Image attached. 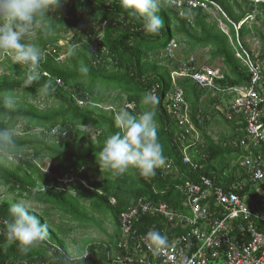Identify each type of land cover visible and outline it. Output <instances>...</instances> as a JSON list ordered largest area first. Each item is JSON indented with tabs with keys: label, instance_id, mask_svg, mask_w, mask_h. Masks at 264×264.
I'll use <instances>...</instances> for the list:
<instances>
[{
	"label": "trees",
	"instance_id": "obj_1",
	"mask_svg": "<svg viewBox=\"0 0 264 264\" xmlns=\"http://www.w3.org/2000/svg\"><path fill=\"white\" fill-rule=\"evenodd\" d=\"M211 1L220 9L216 16L202 8L188 9L185 3L177 5L171 0H159L158 14L164 26L155 35L147 34L142 28V19L121 8L120 0H61L56 9L52 6L45 15L38 17V23L32 30L35 32L34 37H27L24 42L37 44L44 53L39 70L41 79L25 88L23 80L27 66L9 61L5 68L7 73H0V92H21L30 97H43L49 99L52 105L40 109L32 103L18 104L10 116L0 118V127H13L19 119L25 122L20 133L15 135L22 152L18 162L0 156V183L18 197L24 196L30 201L51 205L77 221L88 222L99 228L100 221L94 213L104 218L109 215L113 227L112 233L107 234V241L114 242L120 238L118 215L131 199L140 196L159 197L153 194L154 189L158 193L165 189L160 197L177 206L180 197L174 184L187 177L193 180L199 174L220 172L229 166L225 158L230 160L233 152H236L237 158L248 155L240 150V136L236 133L231 136V139H236L235 147L213 141L206 134L209 120L205 119L198 126L205 140L198 142L199 152L207 154L202 162L205 167L199 172L189 171L181 163V152L174 141L176 120L167 113L164 103L165 95L172 85V68L177 65L163 51L172 39L179 46L177 50L182 55V61L201 50H207L208 64L219 60L224 73L223 80L218 81L222 88L246 85L250 81V74L235 58V49L229 40V37L234 40L233 24L237 25L239 39L248 50L244 38L257 36L261 42L260 51L264 54L263 16L257 15L252 25H248L249 16L255 8L253 1ZM256 8L261 11L263 5L258 3ZM219 21L227 28L228 35L219 27ZM256 22L262 27H257ZM85 25L89 30L86 41H82L81 36L75 33L66 47H73L75 54L60 62L58 54L48 48L60 50L56 43L62 33L74 28L81 29ZM96 26L101 28L102 36L92 39ZM49 30L51 35L46 36L45 32ZM102 48L105 53L100 52ZM81 63L89 68L87 74L79 72ZM48 80L53 82L55 91L46 96L41 95L37 89ZM175 82L182 88L183 96L192 110V118L201 108L199 103L203 95L210 102L217 100L188 77L178 78ZM152 88H155L159 98L155 106L159 141L167 160H171L178 169L177 177L182 176V179H174L172 174L163 179L161 167L149 177L141 175L135 168H130L124 174H114L102 167L100 170L95 154L100 151L108 135L119 131L115 126L114 106L107 110L101 105L107 101L106 90H119L110 102H114L117 97L120 100L125 98L127 104H134L133 109L127 107L126 110L135 116L150 108L141 103V98ZM261 92L264 95V85ZM220 95L219 92L216 96ZM82 126L94 127L98 133L91 138L88 132L80 129ZM55 127H58V131L50 134ZM35 128L41 131L34 132ZM45 158L53 162L49 167V175H45L37 166V162ZM89 170L93 176L97 175L101 179L90 178ZM62 179H69V182L59 183ZM111 198H114V204L110 203ZM263 206L264 201L259 209L263 210ZM9 207V203L0 202V264H65L66 254L69 255L65 239L49 226L47 240L38 242L27 252L6 239L4 229L11 219ZM31 213L46 224L41 214ZM157 219L145 216L139 222L138 229L154 226L166 235L181 232L172 224L161 226ZM105 242L94 240L82 247L89 251L82 264H109L100 252Z\"/></svg>",
	"mask_w": 264,
	"mask_h": 264
},
{
	"label": "built area",
	"instance_id": "obj_2",
	"mask_svg": "<svg viewBox=\"0 0 264 264\" xmlns=\"http://www.w3.org/2000/svg\"><path fill=\"white\" fill-rule=\"evenodd\" d=\"M252 1L255 8L251 19L258 14L264 17V0ZM171 2L180 5L184 1ZM184 3L188 9L207 6L209 9L213 5L220 10L211 0H186ZM258 3L263 5L260 12L256 8ZM233 27L234 40L232 37L229 40L235 56L250 74L249 83L242 87L222 88L218 81L223 75L219 71L196 68L191 65L194 59L189 58L171 72L172 85L164 103L167 113L176 120L174 141L181 152V163L189 171L202 169V164L195 160V156L203 159L198 150V142L201 143L198 126L209 118V114L197 112L192 118L182 88L175 82L181 77L190 78L201 88L229 95L227 105L220 109L222 115L228 121L238 118L243 123L244 136L240 145L244 149H254L256 153L235 164L230 178L225 172L221 176L199 174L196 179L187 177L174 184L180 197L177 206L156 197L131 199L118 215L120 238L113 244L102 243L100 248L109 264H264V212L259 209L264 201V95L259 90L264 83V56L252 57L239 39L237 25L233 24ZM176 47L174 41L166 45L164 51L169 58H174ZM100 52L105 53L104 48ZM152 91L157 95L155 88ZM161 172L164 179L166 175L177 174L178 169L167 160ZM164 192L165 189L159 193L154 189L153 194L162 196ZM145 216L158 218L161 226L175 225L181 232L167 235L169 247L153 251L148 247L145 235L156 230L155 227L138 229Z\"/></svg>",
	"mask_w": 264,
	"mask_h": 264
},
{
	"label": "clouds",
	"instance_id": "obj_3",
	"mask_svg": "<svg viewBox=\"0 0 264 264\" xmlns=\"http://www.w3.org/2000/svg\"><path fill=\"white\" fill-rule=\"evenodd\" d=\"M60 2L61 0H0V50L6 51L16 62L27 66L23 80L25 88L41 79L39 70L44 53L37 44L24 41L31 35L34 25L38 23V17L45 15L52 6L56 9ZM120 6L142 19V28L147 34H158L164 26L158 14L159 0H120ZM45 35H51V31H46ZM74 54L75 49L69 47L66 55L71 57ZM79 72L87 74L89 68L81 63ZM37 91L45 96L53 93V82L48 80L42 83ZM158 102L155 92L148 91L141 98L143 105L150 106L148 110L138 116L132 115L126 109L116 113L115 126L119 131L108 135L100 151L95 154L99 168L114 174H124L130 168H135L141 175L149 177L155 175L157 168L166 164L167 157L159 141L155 119V106ZM17 106L18 100L11 91L0 92V118L10 116ZM0 156L17 162L22 156L15 132L10 126L0 127ZM8 212L11 219L4 229L8 241L27 252L38 242L47 240L48 225L32 214L24 203L14 201ZM145 240L153 251L169 247L168 236L154 229L146 233ZM87 255V249L82 253L66 254L65 264H82Z\"/></svg>",
	"mask_w": 264,
	"mask_h": 264
},
{
	"label": "rangeland",
	"instance_id": "obj_4",
	"mask_svg": "<svg viewBox=\"0 0 264 264\" xmlns=\"http://www.w3.org/2000/svg\"><path fill=\"white\" fill-rule=\"evenodd\" d=\"M207 7L203 8L206 11H209V13L212 16H216L219 13V10L212 5L211 8L207 9ZM195 9V8H194ZM181 14V12H179ZM260 17V16H259ZM253 21L249 20L248 25H252ZM257 27L261 28V24L259 22H256L255 24ZM219 27L223 28L224 30H227V28L219 21ZM228 31V30H227ZM89 32L87 25L83 26L81 29L74 28L73 30H66V32L62 33L60 36L61 38L56 43V46L60 47V50H56L53 48H48V50L52 51L53 53L58 54V60L60 62H64L68 56L66 55V47L69 45V39L77 33L81 36L82 41H86L87 36L86 34ZM35 35V32L32 31L31 35L28 37V39L31 37L33 38ZM102 36V30L100 27L96 26L94 27V33L92 34V39L100 38ZM244 42L247 44L249 49L253 53H257L259 51V46L261 44L260 40L257 36L250 37L247 36L244 38ZM178 49V45L176 47V50L174 51V54L176 55V59L179 60L182 58V55L180 52L176 51ZM207 50H201L196 52L195 54L191 55L192 58H194L196 63V68H203L205 66H208L209 68H213V70L216 69V71H221L223 69L222 64L219 60H213L212 63L208 64L209 56L206 52ZM163 52V51H162ZM166 54V52L164 51ZM9 59H12L14 62H16L13 57L7 53L6 51L0 50V73H7L6 71V61ZM116 93H119V90L115 89H108L106 90L105 94H107V101L103 102L101 105L107 109H112V106H114L115 114L119 112L122 109H126L127 107L133 109L134 104H127L125 98H122L120 100L119 97L116 98L114 102H110L111 99L115 98ZM18 100V104H24V103H32L39 107L40 109H45L52 105V102L49 99H45L43 97H30L29 95H24L21 92L14 94ZM229 100L226 98H222V105H226ZM112 103L113 105H111ZM201 105V109L203 111L207 112L209 114V125L206 129V134L215 142L222 143V144H229L235 142L236 139H231L232 136V125L229 122H226L222 116L221 110H218L216 106H218V103L210 104L207 97L203 95L201 97V101L199 103ZM145 111V110H144ZM142 112H140L141 114ZM138 114V113H137ZM135 116H138V115ZM25 122L23 120H18L15 122V125L12 127L15 135L20 133L21 129L25 126ZM10 125V124H9ZM80 129L86 131L89 133V136L91 138H94L95 134L98 133L95 131L94 127L90 126H82ZM34 132L41 131L40 128H35L33 130ZM58 131V127H55L50 131V134H55ZM199 139L202 140L201 134L199 136ZM53 162H51L49 159L45 158L42 161L37 162V166L40 168L41 171L44 172L45 175H49V167ZM102 170V168H99ZM88 175L90 178L94 179H101L99 176L94 175L91 170L88 171ZM69 179H62L59 180V183H68ZM86 187H88L86 184H84ZM7 202L10 205L14 201H19L24 203L29 211L34 212L36 214H41L43 219L45 220V223L54 230L59 237H62L65 239V242L67 244L66 250L69 253V255H72L77 252H83V248L86 244L90 243L94 240H100V241H107V234L112 233V217L109 215L104 218L101 216V214L94 213L96 215V219L100 221L101 228H99L96 225L90 224L88 222H80L72 218L69 214H65L61 212L60 210L56 209L55 207H52L51 205L46 204H40L33 201H30L23 197H18L15 192H10L7 187L0 183V202ZM88 210V208H87ZM104 229V230H103ZM58 230V232H57ZM85 249V248H84Z\"/></svg>",
	"mask_w": 264,
	"mask_h": 264
},
{
	"label": "crops",
	"instance_id": "obj_5",
	"mask_svg": "<svg viewBox=\"0 0 264 264\" xmlns=\"http://www.w3.org/2000/svg\"><path fill=\"white\" fill-rule=\"evenodd\" d=\"M184 2L186 1V0H183ZM184 2H182L181 4H184ZM180 4V5H181ZM257 7V6H256ZM187 8V7H186ZM262 10V9H261ZM257 11H259L260 12V10L259 9H257ZM259 15V14H258ZM261 15V14H260ZM262 16V15H261ZM264 18V17H263ZM255 19L256 18H252L251 19V16H249V20H251V21H255ZM255 37V36H254ZM170 41H174L176 44H177V42L174 40V39H172V40H170ZM178 45V44H177ZM179 47V46H178ZM245 47V46H244ZM260 48H261V46H259V51L257 52V53H253L251 50H248L246 47H245V49L248 51V53L252 56V57H258V56H264V54H262L261 53V51H260ZM164 51V50H163ZM177 52H178V50L176 51V54H177ZM234 56H235V51H234ZM176 55L174 54V58H170L171 60H173V63H176L177 62V65L178 64H180L181 62H183L181 59H179V60H177L176 58ZM190 58H192V56H190ZM235 58L236 59H238L236 56H235ZM194 59V58H193ZM188 60V59H187ZM239 60V59H238ZM12 62V63H18V62H14L12 59H9L8 61H6V64L8 65V62ZM184 61H186V60H184ZM239 62L241 63V61L239 60ZM172 63V64H173ZM242 64V63H241ZM176 65V66H177ZM191 65H193L194 67H195V65H196V63H195V60L193 61V62H191ZM243 65V64H242ZM176 66L175 67H173L172 69L173 70H175L176 69ZM243 67L246 69V71H247V68L243 65ZM205 68H209L208 66H205ZM209 69H213V68H209ZM172 70V71H173ZM216 70V69H215ZM171 71V72H172ZM219 71V70H218ZM223 76H224V73L222 72V70L221 71H219ZM248 72V71H247ZM249 73V72H248ZM223 80V79H222ZM244 85V84H243ZM243 85H237V86H234V87H242ZM263 85H264V83H263ZM263 85L259 88V90H260V92L262 91V89H263ZM219 86H221V85H219ZM222 87V86H221ZM203 89H205V88H203ZM207 91L206 92H209V94H210V96L213 98H217V100H214L213 99V101L212 102H210L209 101V103L210 104H215V103H218V106H216L217 107V109L218 110H220L221 108H224L226 105H222L221 103H222V98H226V99H228L229 100V95H227V94H222V93H220L221 95L219 96V97H217L216 95H217V93H219V92H217V91H214V90H211V89H206ZM261 94H262V92H261ZM263 95V94H262ZM206 96V95H205ZM207 97V96H206ZM208 99V98H207ZM209 100V99H208ZM189 104V103H188ZM197 112H200V113H202V114H204V113H207V112H205V111H203V109H198V111ZM196 112V113H197ZM208 114V113H207ZM223 116V115H222ZM224 118V117H223ZM224 120L227 122L228 120H226L225 118H224ZM229 123H231V125H232V134H234V133H236L237 134V136H240V139H239V148H240V150H243V151H245L246 153H248V155H250V154H253V153H256L255 152V150L254 149H250V148H248V149H244V148H242L241 147V145H240V141H241V139H242V137L244 136V129H243V126H241V125H243V123H240V120L238 119V118H235V119H233V120H231V121H228ZM200 134H201V132H199V136H200ZM201 137H202V140H201V142H203V141H205L204 140V138H203V136H202V134H201ZM230 145H232V146H237V145H235V142H233V143H230ZM262 152H263V148L262 149H260ZM235 153L236 152H233L232 153V155H230V160H227L228 158L226 157L225 159V163H227L226 165H228V163H229V166H227V167H225L224 169H222V170H220V172L219 171H217V173H215L216 175H218V176H221L224 172L225 173H227V174H229V178L230 177H232V172L234 171V170H231L232 168L233 169H235V164H237L239 161H241L244 157H246V156H248V155H246V156H244V157H238L237 158V156H235ZM200 154H202L201 155V157H203V159L202 158H200L199 156H195V160H200L199 162L202 164V168L204 169V163H202L203 162V160H204V158H206L207 157V154L206 153H200ZM202 169V170H203ZM228 170V171H227ZM212 174V173H211ZM172 177L175 179V178H177L178 180H180V179H182L181 177H177V175L175 174V175H172ZM228 180H230L231 181V179H228ZM180 182V181H179ZM252 197H253V195H251ZM156 198H161L160 197V195H159V197H156ZM162 199V198H161ZM112 201H114V203H115V200H114V198H111V200H110V203L111 204H114V203H112ZM247 201H249V200H247ZM263 203V202H262ZM263 208H264V206H263ZM263 212H264V209L262 210ZM118 240V239H117ZM117 240H115L114 242H109V241H106V242H108V243H115ZM105 242V241H104Z\"/></svg>",
	"mask_w": 264,
	"mask_h": 264
}]
</instances>
